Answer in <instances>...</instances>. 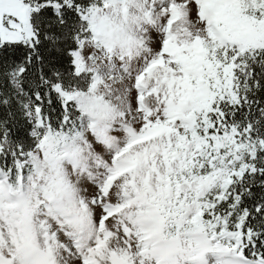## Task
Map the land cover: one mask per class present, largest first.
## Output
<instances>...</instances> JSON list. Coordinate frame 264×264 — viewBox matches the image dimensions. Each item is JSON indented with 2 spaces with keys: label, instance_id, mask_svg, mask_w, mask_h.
<instances>
[{
  "label": "snow or ice",
  "instance_id": "obj_1",
  "mask_svg": "<svg viewBox=\"0 0 264 264\" xmlns=\"http://www.w3.org/2000/svg\"><path fill=\"white\" fill-rule=\"evenodd\" d=\"M0 264H264V0H0Z\"/></svg>",
  "mask_w": 264,
  "mask_h": 264
}]
</instances>
